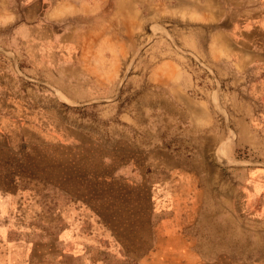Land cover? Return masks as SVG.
I'll use <instances>...</instances> for the list:
<instances>
[{
    "label": "rangeland",
    "instance_id": "obj_1",
    "mask_svg": "<svg viewBox=\"0 0 264 264\" xmlns=\"http://www.w3.org/2000/svg\"><path fill=\"white\" fill-rule=\"evenodd\" d=\"M161 1L0 3V264H264V82Z\"/></svg>",
    "mask_w": 264,
    "mask_h": 264
},
{
    "label": "crops",
    "instance_id": "obj_2",
    "mask_svg": "<svg viewBox=\"0 0 264 264\" xmlns=\"http://www.w3.org/2000/svg\"><path fill=\"white\" fill-rule=\"evenodd\" d=\"M11 0H0L8 4ZM51 4V11H58L64 5L86 3V13L97 14L104 11L105 2L109 0H26ZM121 0H113L119 10ZM162 4L171 5L172 10L184 13L187 17L206 19L223 25L219 26L210 37L208 54L215 59H224L226 82H233L234 76L244 77L252 71L259 73L258 82H264V0H162ZM177 14V15H178ZM180 15V14H179ZM178 15V16H179ZM182 15V14H181ZM230 77V78H229ZM187 84L192 82L188 75L184 76ZM185 112L171 111L168 122L177 124L185 118V123L193 124L191 129H205L213 122V113L208 101L204 98L185 97ZM194 107L199 106L196 108ZM197 125V126H196ZM174 129V128H173Z\"/></svg>",
    "mask_w": 264,
    "mask_h": 264
}]
</instances>
